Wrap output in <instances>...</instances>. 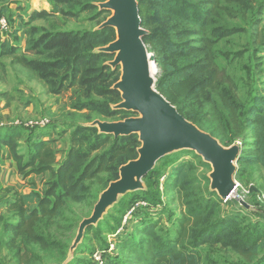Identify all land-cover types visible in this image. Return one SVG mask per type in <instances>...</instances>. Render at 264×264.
<instances>
[{"label": "trees", "instance_id": "1", "mask_svg": "<svg viewBox=\"0 0 264 264\" xmlns=\"http://www.w3.org/2000/svg\"><path fill=\"white\" fill-rule=\"evenodd\" d=\"M138 1L142 26L149 31V34L144 36V41L149 46V50L155 52L159 67L167 73L157 79V89L188 120L217 137L225 146H231L235 142L240 143L245 131L250 128L253 135L252 142H243L250 143L248 145H251L252 148H244L237 162L239 164H256L264 169V97L257 93L256 87V94L247 106V101L241 99L240 87L236 83V79L226 66L220 67L218 65L214 51L218 36L228 37L231 34L245 30L244 28L231 26L224 17L227 16L229 19H233L236 15L234 6H240L243 3L245 7L251 8L254 0H250L251 2L249 0H206V2H203L209 5L206 7L195 4L194 0ZM90 7L97 8L99 13L103 12L99 10V6L95 3L90 4ZM263 10L264 2L259 4L256 13L262 14ZM44 13L47 12L37 14V18H41ZM3 15V13L0 14V17ZM218 30H221L222 33L218 34ZM1 33L3 32L0 31ZM57 36H59V40L53 38L54 40L48 41V44H46L47 39L45 36L34 43L36 48L46 45L45 52L58 56L52 62H38L35 59H29L26 55H18V46L12 44L10 38L0 36V60L4 56H13L16 63L25 66L34 75L43 79L48 84L49 91L53 93L60 94L76 84L83 89L90 87L87 90L90 93L92 87L96 85L99 87V85L109 84V78L100 81V76H88V74H92L90 67L95 61L112 55L96 52L95 50L116 39L115 28L110 26L103 29L95 28L85 30L77 35L65 32ZM61 36H65L66 39L61 41ZM13 39L14 42L17 40L18 43L20 36L14 33ZM31 41L32 39L27 40V43L30 45ZM73 54L75 62H83L82 68L74 66L73 76H65L64 82L60 83L58 88L54 87L47 78V69L51 67L58 69L59 64L62 62L68 63L67 61L71 59L70 56ZM180 60L187 63V74L181 80H186L188 77L199 78V85L194 93L200 92L204 96L198 107L194 106L196 100H187L188 96H179L175 89L174 83L177 82L179 73H176L172 63H178ZM107 68H110V65L105 63L102 70ZM80 73L83 74V77L80 76ZM111 75H114V73ZM69 78L70 81L66 84ZM117 81L111 82L102 90L96 88L94 92L96 94L99 92L101 96L111 97L112 102H119V95L121 94L118 90L112 88V85ZM64 87L65 89H63ZM95 101L89 99L88 104L85 102L81 104V108H85L90 105V102ZM104 101L100 104L107 106L108 104ZM68 106L76 109L78 104L74 103ZM78 109L75 111L68 110V112L75 114ZM126 112V110L111 108L108 117ZM98 117L100 116L95 118ZM101 119L109 120L107 118ZM21 120L24 122L23 118ZM52 121L54 120L50 119L46 126L28 127L24 123H11L0 126V143H4L8 147L14 159L18 162L21 173L27 175L31 172L37 174L51 172V175L56 179V184L49 188L46 193L41 191H17L13 193L10 199H6L1 203L2 205L5 201H10L11 204L8 207L5 205L6 212L0 216V223L6 218L5 216L11 213L17 217L16 223H4L5 227L11 231L10 237L6 241L0 238V254L6 248L10 251L15 264H31L36 259V253L31 247L32 245L37 246L40 250L54 249L57 245H61V242L58 243L52 239V231L61 227L58 218L62 217L63 209L67 206V203L69 201L74 203L84 202L90 196L87 181L101 171H109L111 163L124 159L125 161L120 164L121 166L138 157L137 149L141 143L139 138L133 141V137L138 134L115 138L113 135L99 133L98 137L104 135L105 138L99 144L94 143L93 148L97 149L110 144V149L106 152L108 159L100 160L97 163L95 161L87 162L86 154L79 153L76 150L77 136L75 132L71 135L74 144L58 167L54 165L59 156L53 148L54 139L38 140L33 144V149L28 148L19 152L17 149L18 140L28 136L31 138L32 134L40 133L41 129L50 127ZM88 128L97 127L84 126V129ZM112 137L115 141L111 143L110 138ZM120 140L124 142L119 143ZM29 141L31 142V140ZM30 155H32V159L30 158L31 161L29 162L25 159ZM202 165L204 164L202 163ZM193 169H197V166H194L190 161L181 162L176 167L177 200L180 201L182 212V217L179 218L180 226L176 229V234L171 240L162 242L160 245H151L147 257L140 258L135 263L205 264L200 251L203 246L230 248L247 262H254L260 250L264 248V233L257 227L252 228V230L242 227V222L244 223L246 220L245 218L240 219L238 214L235 216L218 215L217 211L224 200L215 191L204 194L197 176L191 174ZM57 187L61 189L59 193L56 191ZM33 204H35L34 207ZM253 206L264 211V205L256 203ZM132 208L135 211V208ZM242 208L264 218L263 213L249 210L244 206ZM149 211H152V209H149ZM45 230L49 231L47 235ZM153 231L152 229L150 232L149 229L145 233L149 235ZM145 240L148 239L145 238ZM125 243V247L131 253H134L133 249H139L136 251L138 253L145 244L143 240L136 242L130 240V238L126 239ZM132 245H138V248H133ZM106 257L105 264H126L122 261L113 260L109 255H106Z\"/></svg>", "mask_w": 264, "mask_h": 264}, {"label": "rangeland", "instance_id": "2", "mask_svg": "<svg viewBox=\"0 0 264 264\" xmlns=\"http://www.w3.org/2000/svg\"><path fill=\"white\" fill-rule=\"evenodd\" d=\"M104 1L106 0H0V14L3 13L8 18L11 26V31L1 33L0 36L3 38H14V33H18L19 31V28L15 27L18 20L21 25H30L28 34L26 35L28 41L32 39L31 44L27 43L28 46L25 48V45L22 44L23 42H21L22 46H20L16 40L14 45L18 46L17 54L26 55L29 59H35L38 62H52L58 56L45 52L46 45L36 48L34 47V43L42 36H45L47 39L46 44H48V41L54 40L53 38L59 40V36L57 35L61 33L68 32L77 35L83 33L85 30L98 28L112 15L113 11L104 10L102 13H99L98 9L91 8L90 4L95 3L98 5ZM194 2L201 7L209 6L207 3H203L206 0H194ZM263 2L264 0H254L251 8L245 7L243 3L240 6H234L235 17L229 19L225 16L224 18L227 19L228 24L231 26L244 28L245 30L240 33L231 34L228 37L218 36L214 45L216 62L220 67L226 66L228 71L234 76L236 83L240 87L239 93L241 99L247 101V106L252 102V97L256 94L257 76L259 74L257 70L261 65L259 54L264 50V44L262 48L257 49V44L253 42L255 39L264 41V10L262 14L256 13L259 4ZM42 12H47L50 15L44 13L41 18H37V14ZM35 18L37 19L34 20ZM221 33L222 31L218 30V34ZM65 39V36H61L60 38L61 41ZM149 51L155 54L154 51ZM240 51L242 53H239ZM73 56L74 54L70 56L71 59L67 61L68 63H60L58 69H53L52 67L47 69V78L51 81V85L58 88L60 83L64 82L65 76H73L72 70L74 66L82 68L83 62H75ZM115 56L116 53L95 61L90 67L92 74L90 73L88 76H100V81L109 78V84L120 79V65L115 67L116 69L110 66V68L102 70L104 64H109V62L114 60ZM172 64L176 73H179L177 82L174 83L175 89L178 92L177 94L179 96H188L187 100H196L194 106L198 107L204 96L200 92L194 93L199 85V78L188 77L186 80H181L187 74V63L184 60H180L178 63L174 62ZM112 73L114 75H111ZM166 74L165 70L157 64L155 72L156 80ZM80 76L83 77V74L80 73ZM69 81L70 78L66 84ZM109 84L99 85V87L96 85L92 87L90 93L87 91L90 87L83 89L76 84L61 93L60 100L56 101V103L58 102L56 106H61L65 103L66 105L77 103L80 108H76L78 110L75 114L65 111L66 109L64 111L61 109L60 113H58V108H56V113L58 114L54 118L51 115L49 116L51 120H54L52 121V125L50 124L51 126L48 127L49 130H53L59 126V136L63 138L65 144L64 151L60 153V156L57 157L54 163L55 167H58L63 162L70 147L73 146L74 142L71 139L73 132L77 136L75 148L79 153L86 154L87 162L95 161L97 163L100 160L108 159L106 152L109 151L110 144L97 149L93 148V144H99L104 140L105 136L101 135V137H98L100 133L99 129H84V126H88L89 123H92L96 119L102 120L101 118H107L109 119L107 121H119L127 117L139 115L137 112L127 111L126 113H119L118 115L108 117V113L112 108L111 106L122 100L121 95H119V102H112L111 97L101 96L99 92L96 94L94 91L96 88L102 90ZM89 99L96 101L90 102V105H87L85 108H81V104L83 102L88 104ZM103 100L108 104L107 106L100 104ZM1 112L3 110L0 108V119L3 116ZM38 115L39 113L33 115L22 114L23 120L32 119V116L39 117ZM97 116L100 117L95 118ZM21 118L14 117L12 121L7 123H19L21 122ZM41 130L45 131V128ZM252 136L251 129L249 128L245 131L241 142L235 143L242 145L243 149L252 148L251 145H248L250 143L243 142H252ZM136 139H138V135L133 137V141ZM110 141L111 143L114 142V137L110 138ZM118 142L122 143L124 141L120 140ZM31 156L25 160H29L30 162ZM124 161V159H121L111 163L109 171H101L87 181L90 188V196L84 202L74 203L69 201L67 203V206L63 209L62 217L58 218L61 222V227L52 231V239L58 243L61 242V245L47 250H40L37 246L32 245L31 247L36 253V259L31 264H64L69 258L70 247L76 239L82 220L92 214L100 194L108 187L110 182L119 177V166ZM186 161H190L194 166H197V169H193L191 174L197 176L203 193L208 194L212 191L210 178L212 166L204 161L203 157L197 154L196 151L183 149L163 157L156 163L154 169L143 178L145 189L130 192L122 196L116 204L107 210L103 218L96 225H93L86 231L85 237L75 250V257L70 264H97L94 254L101 255L105 261H107L106 255H109L113 260L122 261L126 264H144L135 262L136 260H140V258L147 257L151 245H160L162 242L171 240L176 234V229L180 226L179 218L182 217V212L180 210V201L177 200L175 172L176 167L181 162ZM37 164L38 162L36 166ZM236 166L237 172L235 177L236 181L239 182V186L229 201H224L220 205L217 214L220 216H235L238 214L240 219L245 218L246 220L244 223L242 222V227L249 228L250 230L257 227L264 233V223L260 225L264 218L243 210L239 202V198H242L253 205H256V203L264 205V169L259 165L248 163L239 164L236 162ZM37 176L32 182L39 183L42 186L41 192L43 193H46L49 188L56 184V179L51 175V172H44V174ZM56 191L59 193L61 191L60 187H57ZM144 202L148 203V205H144ZM10 204V201H5L0 207L5 205L8 207ZM34 205L32 206L34 207ZM132 207L135 208V211L130 214L131 209H133ZM3 208L1 207V209ZM149 209H152V211H149ZM5 217L0 223V238L3 241H6L10 237L11 232L5 227L4 223L9 222V224H13L17 222V217L12 215V213ZM151 226L152 228H150ZM149 229L150 232L152 229L154 231L147 235L145 231ZM48 232L45 230L46 235ZM128 238L136 242L143 240L145 244H143L138 253L136 251L139 249H133L134 253H131L125 247V240ZM145 238L148 240L146 241ZM155 241L157 242L155 243ZM132 246L133 248H138V245ZM200 251L205 264H264V248L260 250L258 257L252 263L247 262L230 248L203 246ZM11 260L13 261V258L9 256L5 259L0 257V264H8Z\"/></svg>", "mask_w": 264, "mask_h": 264}, {"label": "water", "instance_id": "3", "mask_svg": "<svg viewBox=\"0 0 264 264\" xmlns=\"http://www.w3.org/2000/svg\"><path fill=\"white\" fill-rule=\"evenodd\" d=\"M98 6L102 11L112 10L113 13L97 29L109 26L116 29V39L95 50L116 53L108 65L113 68L121 66V77L114 83L113 89L121 92L122 100L112 108L134 111L139 115L119 121L96 119L88 126L97 127L100 133L115 138L138 134L141 145L137 149L138 157L120 166L119 178L110 182L100 194L92 214L82 220L64 264L74 258V252L86 231L96 225L110 207L122 196L145 189L143 178L163 157L183 149L196 151L211 164V190L224 200L236 191V162L243 150L239 143L228 147L223 145L217 137L188 120L157 89L150 61L155 69L158 63L144 41L149 31L142 26L138 0H106ZM239 202L249 210L264 214L263 210L242 198H239Z\"/></svg>", "mask_w": 264, "mask_h": 264}, {"label": "crops", "instance_id": "4", "mask_svg": "<svg viewBox=\"0 0 264 264\" xmlns=\"http://www.w3.org/2000/svg\"><path fill=\"white\" fill-rule=\"evenodd\" d=\"M15 27L19 28L17 34L20 36V46H22L21 42H23L22 44H24L26 48V34L30 25H21L18 20ZM10 40L11 43L14 44V39L10 38ZM255 43L257 44V49H260L263 47L264 41L257 39ZM259 55L261 58V65L257 70L259 74L257 76L256 87L257 93L264 97V50ZM0 62V108L3 110V112H1L3 115L0 119L1 122L3 121V123L9 124L7 122L12 121L14 117L23 118L22 114L24 113L28 115L39 113L38 116L51 115L54 118L56 114L60 113L61 109L63 111L65 109V111H75L74 108L66 105V103L61 106H56V104H58L56 101L60 100L59 97L61 93L49 91V86L43 79L34 75L25 66L16 63L13 56H4ZM56 108H58V113H56ZM33 117L36 116H32V118ZM59 131L60 127L57 126L53 130L47 128L45 131L32 134V136H30L31 138H29V136L27 138H21L18 140L17 149L19 152L28 148L33 149V144L38 142V140L54 139L53 148H55L60 156V153L64 151L65 144L63 138L58 135ZM29 140H31V142ZM37 175L39 174L34 172L28 173L27 175L21 173L19 164L12 156L8 147L4 143H0V205L4 200L10 199L13 193L17 191L40 192L42 186L39 183L32 182L33 179L38 177ZM1 207L5 208V206ZM1 207L0 216L6 212V209H1ZM263 223L264 220H262L260 225ZM7 256L12 258L10 251L5 248L2 250L0 257L5 259ZM8 264H14V261L11 260Z\"/></svg>", "mask_w": 264, "mask_h": 264}, {"label": "built area", "instance_id": "5", "mask_svg": "<svg viewBox=\"0 0 264 264\" xmlns=\"http://www.w3.org/2000/svg\"><path fill=\"white\" fill-rule=\"evenodd\" d=\"M10 21L8 20V18L6 16H1L0 17V31L1 32H9L11 31V26H10ZM50 122V118L49 116H39V117H36V118H32V119H29V120H24V122H19V123H15V124H22L24 123L25 126H28V127H35V126H46L48 123ZM5 123L1 122L0 120V126H4ZM236 189L237 187L239 186V182L236 181ZM232 197V196H231ZM231 197H228L226 199H224V201H228ZM144 205H146V202L143 203ZM134 211V209H131L130 211V214ZM94 256L96 257V261H97V264H105V260L103 259V257L101 255H96L94 254Z\"/></svg>", "mask_w": 264, "mask_h": 264}, {"label": "bare ground", "instance_id": "6", "mask_svg": "<svg viewBox=\"0 0 264 264\" xmlns=\"http://www.w3.org/2000/svg\"><path fill=\"white\" fill-rule=\"evenodd\" d=\"M150 63H151L152 73L155 74V72H156L155 65H154V63L152 61H150Z\"/></svg>", "mask_w": 264, "mask_h": 264}]
</instances>
